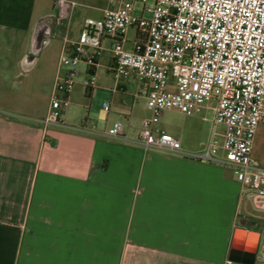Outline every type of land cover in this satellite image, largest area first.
Instances as JSON below:
<instances>
[{"label": "crops", "instance_id": "obj_1", "mask_svg": "<svg viewBox=\"0 0 264 264\" xmlns=\"http://www.w3.org/2000/svg\"><path fill=\"white\" fill-rule=\"evenodd\" d=\"M57 1L0 0V264H246L229 259L238 226L261 232L253 264H264V210L246 206L240 217L247 194L231 168L146 148L125 127L126 139L108 134L137 98L146 99L145 83L136 76L110 86L108 110L93 112L91 103L87 113L74 116L67 106L62 121L46 125L58 61L47 106L40 115L19 113L33 104L18 97L17 84L52 39L61 37V56L65 39L80 35L72 31V20L80 18L82 29L92 17L88 12L102 17L110 6L108 0H72L68 24L57 16ZM113 66L105 51L95 64L84 59L79 68L98 80L102 67L114 77ZM69 98L79 99L74 88ZM262 131L264 125L253 154L264 165L257 155ZM228 219V244L213 246L211 220L225 231Z\"/></svg>", "mask_w": 264, "mask_h": 264}, {"label": "built area", "instance_id": "obj_2", "mask_svg": "<svg viewBox=\"0 0 264 264\" xmlns=\"http://www.w3.org/2000/svg\"><path fill=\"white\" fill-rule=\"evenodd\" d=\"M108 1L102 17L84 20L77 40L65 39L43 122L62 121L61 112L70 105L69 94L83 60L95 64L110 51L118 85L130 76L145 83L150 115L142 119L137 142L228 165L254 207L264 210V165L253 154L258 128L264 125V0ZM75 5L72 0H58L59 19L69 24ZM83 83L94 88L97 76L91 74ZM207 103L213 104V129L199 150H186L178 137L160 125L164 109L193 114ZM109 108L106 103L105 109ZM108 134L126 139L120 121Z\"/></svg>", "mask_w": 264, "mask_h": 264}, {"label": "rangeland", "instance_id": "obj_3", "mask_svg": "<svg viewBox=\"0 0 264 264\" xmlns=\"http://www.w3.org/2000/svg\"><path fill=\"white\" fill-rule=\"evenodd\" d=\"M88 14L92 17H101L98 12H88ZM146 15L149 14L147 13ZM82 23L83 22L80 18H75L74 20H72V31L79 35ZM134 37L135 32L134 30H131L129 32V38L132 39ZM60 52L61 37L56 35L52 39V43L42 51V54L40 55L33 68L30 69L32 71H30L27 75H24L20 79L16 88L17 92L15 93L18 94V97L20 99L25 98V100H29L30 98H32V102L30 101L29 103L33 104H31L32 107L29 106L19 108V113L21 115L25 111H35L36 114L40 115L44 107L47 106L48 101L50 100L54 70L56 69L58 64ZM86 77V73L79 74L74 86L75 91H77L79 94V99L75 102H71L69 105L70 110L73 109L74 116H81L84 113H87L88 105L91 103L93 104L92 110L93 112H95L100 108H104L106 101L110 102V86L115 82L112 73H107L103 67L99 70L98 78L100 79L97 80V87L92 99L90 95V89L87 94H84L81 91L84 86L83 80ZM212 106V103L204 104L201 111L193 114H187L176 108L164 109L161 115L160 125L163 129L171 132L176 137H178L182 141L184 148L199 150L202 148V145L207 143L212 134L214 118V110ZM114 113L115 110L111 112L112 115ZM148 115H150V109L147 106L145 97L141 96L136 99L132 112L125 116H120L119 119L121 120L123 126L126 128L127 132H129L128 134L132 137H137L139 134V129L141 127L142 119ZM221 130L222 126L218 125L217 131L218 137L220 139H222ZM263 132L264 131H262L261 134H263ZM221 155H224L223 150H221ZM257 155L259 156V160L264 164V138H262L259 143ZM216 164H218L220 168H224L227 171L231 170L230 167L226 164ZM231 190L233 193V189ZM229 193L231 194L230 191ZM229 202L235 203L237 205V199H234L232 197L229 199ZM240 204V217L245 216L244 208L246 206L250 207L254 211L257 210L254 207L251 198L245 194L242 195V202H240ZM230 223L231 221L228 219L227 227L225 230L226 233L224 234V229L222 227H217L219 225L216 220H211L210 224H212V228L210 242L213 244V246L216 245L217 247L219 246L222 248L228 244ZM225 235H227V239L224 238ZM210 253L214 254L218 252L210 251Z\"/></svg>", "mask_w": 264, "mask_h": 264}, {"label": "water", "instance_id": "obj_4", "mask_svg": "<svg viewBox=\"0 0 264 264\" xmlns=\"http://www.w3.org/2000/svg\"><path fill=\"white\" fill-rule=\"evenodd\" d=\"M261 232L238 226L234 230L229 259L236 262L253 264L260 244Z\"/></svg>", "mask_w": 264, "mask_h": 264}, {"label": "bare ground", "instance_id": "obj_5", "mask_svg": "<svg viewBox=\"0 0 264 264\" xmlns=\"http://www.w3.org/2000/svg\"><path fill=\"white\" fill-rule=\"evenodd\" d=\"M34 50H35V51H37V50H38V46H37V45H35V48H34Z\"/></svg>", "mask_w": 264, "mask_h": 264}]
</instances>
